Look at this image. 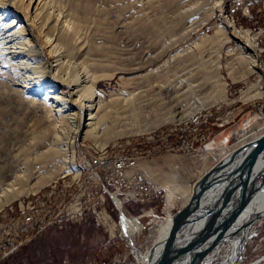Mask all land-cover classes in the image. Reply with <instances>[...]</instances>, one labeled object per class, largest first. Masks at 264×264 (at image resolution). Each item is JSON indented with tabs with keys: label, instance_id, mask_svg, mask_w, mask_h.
Masks as SVG:
<instances>
[{
	"label": "rangeland",
	"instance_id": "374dc122",
	"mask_svg": "<svg viewBox=\"0 0 264 264\" xmlns=\"http://www.w3.org/2000/svg\"><path fill=\"white\" fill-rule=\"evenodd\" d=\"M51 1L56 9L70 10L84 22L79 45L76 44L74 48L71 72L80 74L82 71L78 64L81 61L92 64L96 60V93L112 113V119L130 103L129 94L136 92V85L152 81L157 73H150L164 63L169 62V68L176 63L172 86L177 94L186 92L179 100L172 99V102L170 98L174 91L169 95L161 93L164 102L175 105L170 111L174 122H168L167 116L163 122L155 123L156 117L146 112L139 120L130 117L126 121L127 125L115 127L112 132L119 133V136L109 140L103 150L98 145L104 141V132L85 135L83 120L81 130L68 140L67 165L70 171L63 174L59 161V167L34 170L14 186L11 194L1 195L0 264H135L134 252L151 244L152 238L148 237L153 227L184 207L197 178L223 156L264 134V117L257 110L264 98V0H223L212 15L205 7L195 15L189 38L181 40L182 33H176L174 37L155 46L146 44L144 27L128 10L130 8L119 10L114 0ZM152 5L158 6L154 1ZM256 16L258 24L254 23ZM228 22L237 30L250 31L251 36H256L262 69L248 73L238 68L245 41L231 32ZM219 29L226 30V34L222 31L218 34ZM204 36H209L210 42L196 48L195 41ZM179 40L178 44L172 46L173 41ZM44 52L51 66L55 58L48 55L47 50L44 49ZM1 62L0 59V65ZM233 68H236L235 71ZM233 71L237 82H232L229 77ZM23 73L4 66L0 68V84L21 90ZM256 83L261 96L242 100V93ZM220 84H225V92H222ZM33 94L36 95L34 91H29L27 96L34 97ZM199 108L202 109L197 111ZM189 128L190 134L185 137L186 134L182 133ZM24 131H50L42 111L29 107L25 101L0 99V137H4L5 141L4 147L0 145V188L11 182L7 180L22 167L19 161L21 157H14L16 152H10L11 149L6 145H9L7 141H20ZM183 138L191 141L195 151L188 154L183 151L173 153L162 148L164 145L174 146ZM115 142L120 143L121 148L112 149ZM108 146L110 152L106 157L104 152ZM160 150L162 152L159 155L146 157L148 151ZM129 151L133 156H145L139 161L142 172L138 171L157 188L159 194L153 201L132 205L140 214L134 216L140 222V229L134 235L124 233L120 213L107 197L106 205L115 222L109 233L104 226L95 222L91 214L100 191L96 183L90 184L91 174L87 166L94 159L95 163L111 164L115 156ZM106 169L108 171L109 165L98 171L101 173ZM59 173H62V177H59ZM63 189L65 196H70L66 200L73 197L71 210H82V218L51 221L45 233L43 231L32 242L23 244L10 255V237L12 241L27 238V231L14 232L12 222L20 221V217H26L28 213H39L40 209L41 213L59 211V205H63V198H59L62 197L60 193ZM167 193L174 195L171 206L165 209ZM252 229L255 235L243 247L241 264H264V218L255 220Z\"/></svg>",
	"mask_w": 264,
	"mask_h": 264
},
{
	"label": "bare ground",
	"instance_id": "6f19581e",
	"mask_svg": "<svg viewBox=\"0 0 264 264\" xmlns=\"http://www.w3.org/2000/svg\"><path fill=\"white\" fill-rule=\"evenodd\" d=\"M153 1L158 4L157 7L154 6L156 4L152 5ZM114 3L119 10L130 8L128 10L144 27L146 44L155 46L167 38L174 37L176 33H182L181 40L189 38L192 34L190 28L197 12L206 7L209 10V15H212L216 7L223 3V0H114ZM55 6L51 0H0V59L2 60L0 68L7 66L12 67L13 70L15 68L18 72L24 71L23 78H21L23 85L21 90L14 87L6 88L0 84V99L1 101L4 98H7L8 101H25L29 107L39 109L42 111L44 119L47 120V126L50 129V131H24L20 141H7L9 145L6 146L11 149L10 152H16L14 157H21L19 161H21L22 167L7 180H11V182L0 188V196L11 194L14 186L23 181L34 170L59 167V161L62 165L63 174L70 171L67 165L68 140L69 137L76 135L81 130L83 120L86 129L85 135H95L99 131L104 132V141L98 145L101 149L109 140L119 136V133L112 131L116 126L127 125L126 121L130 117L132 120H139L146 112L152 113L156 117L155 123L163 122V118L167 116H169L168 122H174L170 111L175 105L171 106L168 102H164L161 95H169L174 91L172 86L175 79L173 68H176V63L171 66L172 68L167 66L169 62L164 63L162 67L150 73H157L152 81L144 84L139 82L135 87L136 92L129 94L130 103L123 107V112L116 113L115 119H112V113L106 109L103 101L96 93L95 76L98 75L97 68L94 67L96 60L92 64L89 61H81L78 64L80 72L82 71L80 74L74 75L75 73L71 72L74 48L76 44L79 45L84 22L74 12L60 9V7L56 9ZM146 10L152 11L151 14L146 13ZM228 23L231 32L239 35L245 41V47L241 48L242 55L238 68L240 70L242 68L248 73H252L258 68L262 69L256 36H251L250 31H239L231 22ZM221 31L226 34L224 29H219L218 34ZM210 39L209 36H204L195 41L194 45L196 48H200L202 44L209 43ZM173 42L172 46L178 44L180 40ZM44 49L48 51V55L55 58L51 66L48 65V57ZM187 50L190 51V48ZM191 52L193 51L191 50ZM235 69L233 68L234 71ZM234 71L229 74V77L232 82H237L238 79L235 77ZM74 72L76 71L74 70ZM26 73L29 74L24 77ZM11 74L13 75V73ZM8 78L10 80L11 76ZM217 85L216 88L219 86ZM220 85L222 92H225V84ZM29 91L36 93V95L33 94L36 99L27 96ZM176 92H173L174 95L172 94L173 97L170 98V102L172 99L179 100V97L185 95L186 91L181 94ZM259 96H261V90L256 83L242 93L241 99L248 100ZM177 103L179 104V101ZM201 109L199 108L197 111ZM152 129L154 128L152 127ZM117 142L113 143L112 146L110 145L112 149L121 148V144ZM3 143H5L4 137H0V145L3 146ZM182 146L183 149L194 148L187 138H183ZM107 148L110 149V147L104 149L106 157L109 156L110 152ZM257 169H264V163ZM62 173H59V177H62ZM219 192L220 187L215 186L203 196L198 221L196 220L190 227L187 240L192 239L202 228V215L217 199ZM167 194L165 209L171 206L174 193ZM112 198L121 216L122 230L127 235L136 234L140 229V222L135 217L125 215L123 204L118 197L113 195ZM188 200H186L185 205ZM262 213H264V191L258 194L235 220L217 233L198 264H241L243 247L246 241L255 235L251 229L255 220L258 219V215ZM172 222L173 216H169L150 230L148 238H152L151 244L141 251L134 252L135 264H152L155 261L161 251L163 241L169 234ZM190 261L191 255L182 256L173 264H189Z\"/></svg>",
	"mask_w": 264,
	"mask_h": 264
},
{
	"label": "water",
	"instance_id": "95a60500",
	"mask_svg": "<svg viewBox=\"0 0 264 264\" xmlns=\"http://www.w3.org/2000/svg\"><path fill=\"white\" fill-rule=\"evenodd\" d=\"M262 163L264 134L237 148L204 173L194 183L188 203L173 215L169 234L152 264H173L182 256L189 255V264H198L217 233L264 191V169H257ZM215 186L220 187V192L200 217L202 228L192 239L187 240L190 227L199 218L203 196ZM260 217L264 218V213L257 218Z\"/></svg>",
	"mask_w": 264,
	"mask_h": 264
},
{
	"label": "built area",
	"instance_id": "2783aa9c",
	"mask_svg": "<svg viewBox=\"0 0 264 264\" xmlns=\"http://www.w3.org/2000/svg\"><path fill=\"white\" fill-rule=\"evenodd\" d=\"M262 99L263 102L261 103V105H258L257 110L260 112L261 116L264 117V98ZM189 132L190 128L186 132H183V135L186 134V136H189ZM166 137L168 136H165V138ZM162 148H167L173 153L183 151L184 153L188 154L195 151V147L191 149H183L182 139L174 146L164 145L162 146ZM225 148L230 149L227 146ZM161 152V150L148 151V156L146 157L148 158L150 155L156 156L155 154L158 153L159 155ZM143 158H145V156H140V154H138V156H131L129 151L115 156V160L112 161L111 164L95 163L94 159L91 165L87 166L91 174V176L89 177L90 184L96 183L100 191V195L97 197L94 206L91 208V214L95 222L104 226L105 230H107L109 233L110 228L112 227V225H115V222L111 217V210L106 205L107 197H109L116 210L117 208L113 203V195L118 197V199L123 204V207L128 203L145 204L158 198L159 191L157 190V188L155 186H152L146 180L145 176L138 171L139 161ZM105 165H109L108 171L106 169V171L99 173L98 169H105ZM60 195L62 197L59 198H63V205H59V211L41 213L40 209L39 213H28V216L20 217V221L12 222L15 229L14 232L27 231V238L20 241H12L11 236L10 255L17 251L18 248H20L23 244L32 242L36 237H38L44 230L48 228V225L51 221H54L58 218L59 221H61L62 219H65L67 221L73 218H82V210H80L79 208L71 210V208H73V205H70V202L73 201V197H71L69 200H66V197L70 196H65L64 189L61 191Z\"/></svg>",
	"mask_w": 264,
	"mask_h": 264
},
{
	"label": "crops",
	"instance_id": "0c3cea01",
	"mask_svg": "<svg viewBox=\"0 0 264 264\" xmlns=\"http://www.w3.org/2000/svg\"><path fill=\"white\" fill-rule=\"evenodd\" d=\"M256 20L254 21V23L255 24H258L259 23V21H257V19H258V17L256 16V18H255ZM252 25V24H251ZM259 114H260V112H259ZM261 115V114H260ZM263 135V134H262ZM261 135V136H262ZM257 137H260V136H257ZM254 139V138H253ZM248 141H251V140H248ZM247 141V142H248ZM228 155V154H227ZM226 156V155H225ZM225 156H221L222 158H224ZM221 157H220V159H221ZM148 161H150V160H148ZM219 161H217L216 162V164L218 163ZM215 165V164H214ZM213 167V166H212ZM138 170L139 171H141L142 172V168L140 167V164H139V166H138ZM209 170V169H208ZM207 170V171H208ZM206 171V172H207ZM205 172V173H206ZM204 174V173H203ZM203 174H201L198 178H197V180L203 175ZM196 180V181H197ZM192 188H193V186H192ZM191 191H192V189H191ZM133 204H135V203H130V204H127V205H125V207H124V211H125V214H127L128 216H132V217H134V216H136V215H138L139 213L138 212H136V210H134V206H132ZM138 205V204H137ZM140 215V214H139ZM142 217V216H141ZM141 217H139V219L141 218ZM136 218H138V217H136ZM44 233H45V231H44Z\"/></svg>",
	"mask_w": 264,
	"mask_h": 264
}]
</instances>
